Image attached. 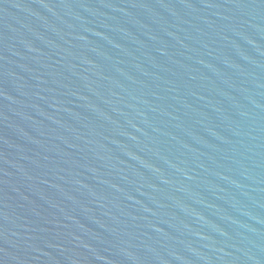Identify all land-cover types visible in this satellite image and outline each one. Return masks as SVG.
<instances>
[{
    "label": "water",
    "instance_id": "obj_1",
    "mask_svg": "<svg viewBox=\"0 0 264 264\" xmlns=\"http://www.w3.org/2000/svg\"><path fill=\"white\" fill-rule=\"evenodd\" d=\"M0 264H264V0H0Z\"/></svg>",
    "mask_w": 264,
    "mask_h": 264
}]
</instances>
